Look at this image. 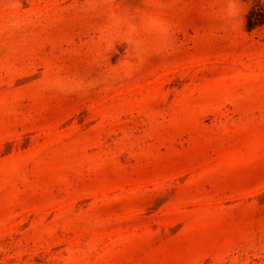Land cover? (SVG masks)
Instances as JSON below:
<instances>
[{
  "label": "rangeland",
  "instance_id": "374dc122",
  "mask_svg": "<svg viewBox=\"0 0 264 264\" xmlns=\"http://www.w3.org/2000/svg\"><path fill=\"white\" fill-rule=\"evenodd\" d=\"M253 0H0V264H264Z\"/></svg>",
  "mask_w": 264,
  "mask_h": 264
},
{
  "label": "trees",
  "instance_id": "16d2710c",
  "mask_svg": "<svg viewBox=\"0 0 264 264\" xmlns=\"http://www.w3.org/2000/svg\"><path fill=\"white\" fill-rule=\"evenodd\" d=\"M264 24V0H253L246 13L245 26L251 30Z\"/></svg>",
  "mask_w": 264,
  "mask_h": 264
}]
</instances>
